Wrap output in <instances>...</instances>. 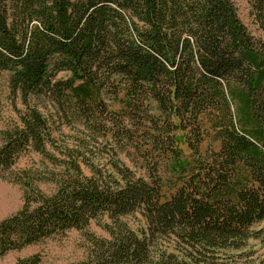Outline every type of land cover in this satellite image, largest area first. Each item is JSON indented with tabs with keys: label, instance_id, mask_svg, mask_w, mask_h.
<instances>
[{
	"label": "trees",
	"instance_id": "obj_1",
	"mask_svg": "<svg viewBox=\"0 0 264 264\" xmlns=\"http://www.w3.org/2000/svg\"><path fill=\"white\" fill-rule=\"evenodd\" d=\"M250 3L258 36L232 0H0V77L23 105L0 175L30 150L60 170L50 195L13 174L23 206L0 222V258L105 218L76 264H264L249 247L264 246V0ZM31 97L93 146L57 149Z\"/></svg>",
	"mask_w": 264,
	"mask_h": 264
},
{
	"label": "rangeland",
	"instance_id": "obj_2",
	"mask_svg": "<svg viewBox=\"0 0 264 264\" xmlns=\"http://www.w3.org/2000/svg\"><path fill=\"white\" fill-rule=\"evenodd\" d=\"M238 17L241 22L247 27L248 31L254 36H258L257 25L252 13L250 0H232ZM60 75L59 77H62ZM8 73L2 74L0 77V131L5 130L11 124L18 120L17 112L23 110V105L19 97L11 94L9 88ZM31 103L43 114V116L52 124H54L53 139L55 147L61 149L64 147L76 148L81 143L80 141L89 142V134L80 125L67 126L59 121L56 111L46 101L41 98L36 99L31 97ZM54 122V123H53ZM89 139V140H88ZM178 144L184 148V143L181 137L178 136ZM97 159L93 160L94 165H102L108 162L105 152L97 145ZM96 149V148H95ZM49 155L59 159L58 153L51 148ZM119 159L125 166H130V162L125 155L120 154ZM84 173L89 175L84 168ZM60 170L54 165L35 154L31 150L22 155L16 162L12 172L9 174L0 175V222L6 218L19 212L23 206V189L15 183L14 175L24 173L35 175L38 177L37 188L45 195H50L54 192V187L50 182V175L56 174ZM125 223L134 231L138 232L144 227V223L140 216L134 215L124 219ZM107 220L100 219L99 222H92L91 225L82 232L70 231L61 237L47 239L37 245L24 248L20 251H12L6 256L0 258V264H17L21 259L29 258L34 255L40 257V264H76L84 260L88 251V236L107 239L108 235L104 232L103 226ZM264 228V223L259 227ZM250 249L255 252L256 256L264 254V246L258 242H251Z\"/></svg>",
	"mask_w": 264,
	"mask_h": 264
}]
</instances>
